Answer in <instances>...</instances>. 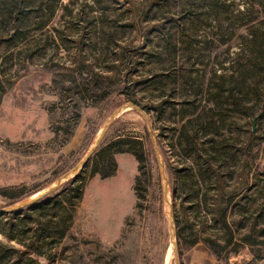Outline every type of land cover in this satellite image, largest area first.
<instances>
[{
  "label": "rangeland",
  "instance_id": "rangeland-1",
  "mask_svg": "<svg viewBox=\"0 0 264 264\" xmlns=\"http://www.w3.org/2000/svg\"><path fill=\"white\" fill-rule=\"evenodd\" d=\"M187 1L0 0V189L24 194L0 195V210L83 163L50 264H264V71H245L249 15L241 2L219 14L235 31L220 36ZM218 80L230 92L216 97ZM120 106L96 149L137 138L143 161L115 153L111 176H91L96 149L85 156Z\"/></svg>",
  "mask_w": 264,
  "mask_h": 264
},
{
  "label": "trees",
  "instance_id": "trees-1",
  "mask_svg": "<svg viewBox=\"0 0 264 264\" xmlns=\"http://www.w3.org/2000/svg\"><path fill=\"white\" fill-rule=\"evenodd\" d=\"M239 2L244 5L243 9L249 15L239 26L246 25L244 34L246 38L243 39L248 47L245 71L250 75L257 70L264 71V32L260 31L261 28H254L252 25L260 17L259 15H264V0H194L187 1L188 7L184 6L183 10L187 17L194 16L195 19L201 15L207 18L212 14L213 19L211 20L217 22L216 34L223 36L228 32L233 35L235 31L232 28V19L230 20L227 16L223 18L217 16L231 12L234 7L237 8ZM39 6V8H47L46 4L44 6L40 3ZM196 10L199 11L195 12ZM211 20L204 21L201 25L209 27ZM225 20H228V23L222 25L221 21ZM219 41L224 42L220 38ZM199 42L207 41L198 38L190 40L189 44ZM189 46L185 47V50H188ZM233 69L239 70L234 66ZM239 75L242 78L245 77L244 72L239 71ZM217 79L221 80L223 76L218 75ZM219 80L207 85L208 90H215L216 97H219L225 90L230 92V89L220 86L222 81ZM195 95L196 92H194ZM232 96L233 94H230L227 98ZM207 100L210 101V99ZM137 141L139 142L137 138L119 135L100 145L89 160V175L98 174L101 178L111 176L116 169L115 153L130 152L139 162H142L143 150L141 146L136 147L134 142ZM83 186L84 180L80 174H76L57 190L0 215V264H50L54 262L58 255L57 245L70 232ZM21 190L22 187L4 188L0 189V195L14 202L24 196Z\"/></svg>",
  "mask_w": 264,
  "mask_h": 264
},
{
  "label": "water",
  "instance_id": "water-1",
  "mask_svg": "<svg viewBox=\"0 0 264 264\" xmlns=\"http://www.w3.org/2000/svg\"><path fill=\"white\" fill-rule=\"evenodd\" d=\"M129 107H135L132 104H128ZM126 106V107H128ZM124 108V106H120L118 107L110 116V118L106 121L105 125H103L101 131L99 132V134L97 135L95 141L93 142V144L91 145L90 149L87 152V155L85 156L84 161H86V159L88 158L89 154L92 153L96 147L97 144L102 136V134L104 133L105 129L107 128V126L110 124V122L113 120V118L115 117V115H117L122 109ZM83 166V163L76 165L75 167H73L72 169H70L68 172L64 173L63 175H61L53 184H51L50 186H48L46 189H44L43 191H41V193H39L36 197H32V198H27L24 199L23 201H20L18 203H16L15 205H12L10 207H8V209H4V210H0V215H2L4 212L9 211V210H13L15 208H18L22 205L31 203L33 200H35L38 197L44 196L45 194L50 193L51 191L55 190L56 188H58L61 184H63L65 181H67L68 179H70L71 177L75 176L77 174V172L80 170V168ZM167 205L168 207H170L168 201ZM170 213V211H169ZM170 238L171 241H173L174 239V232H173V225H172V221H170Z\"/></svg>",
  "mask_w": 264,
  "mask_h": 264
}]
</instances>
